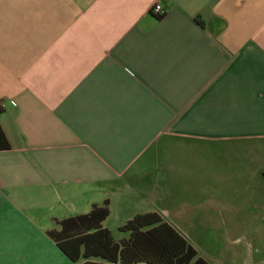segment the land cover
Here are the masks:
<instances>
[{"label":"crops","instance_id":"obj_1","mask_svg":"<svg viewBox=\"0 0 264 264\" xmlns=\"http://www.w3.org/2000/svg\"><path fill=\"white\" fill-rule=\"evenodd\" d=\"M0 104V264L71 263L47 233L105 203L116 242L264 234V0H0Z\"/></svg>","mask_w":264,"mask_h":264},{"label":"trees","instance_id":"obj_2","mask_svg":"<svg viewBox=\"0 0 264 264\" xmlns=\"http://www.w3.org/2000/svg\"><path fill=\"white\" fill-rule=\"evenodd\" d=\"M8 149L0 131V151ZM108 214L105 203L88 215L57 222L59 230L53 229L47 236L73 264H209L156 213L127 221L118 229L127 237L118 242L101 226Z\"/></svg>","mask_w":264,"mask_h":264},{"label":"rangeland","instance_id":"obj_3","mask_svg":"<svg viewBox=\"0 0 264 264\" xmlns=\"http://www.w3.org/2000/svg\"><path fill=\"white\" fill-rule=\"evenodd\" d=\"M118 234L112 233L116 239ZM254 244L244 249H215L197 246L198 252L209 264H264V234L256 235ZM58 264H73L67 261Z\"/></svg>","mask_w":264,"mask_h":264},{"label":"built area","instance_id":"obj_4","mask_svg":"<svg viewBox=\"0 0 264 264\" xmlns=\"http://www.w3.org/2000/svg\"><path fill=\"white\" fill-rule=\"evenodd\" d=\"M151 13L157 17V18H160V17H163L164 14H165V10L163 9V7L161 6L160 3H156L153 8L151 9ZM11 105L13 106L14 104L11 103ZM3 107V104H0V108Z\"/></svg>","mask_w":264,"mask_h":264}]
</instances>
